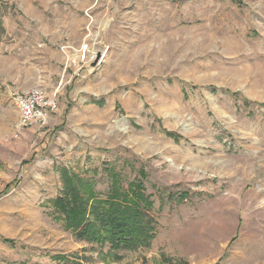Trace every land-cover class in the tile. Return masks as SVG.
Segmentation results:
<instances>
[{
	"label": "rangeland",
	"instance_id": "374dc122",
	"mask_svg": "<svg viewBox=\"0 0 264 264\" xmlns=\"http://www.w3.org/2000/svg\"><path fill=\"white\" fill-rule=\"evenodd\" d=\"M86 43L105 60L76 77L61 47ZM38 78L54 123L16 136L13 95ZM105 165L124 182L144 169L157 221L150 247L118 261L52 208L61 168L104 193ZM162 255L264 264V0H0V264Z\"/></svg>",
	"mask_w": 264,
	"mask_h": 264
},
{
	"label": "trees",
	"instance_id": "16d2710c",
	"mask_svg": "<svg viewBox=\"0 0 264 264\" xmlns=\"http://www.w3.org/2000/svg\"><path fill=\"white\" fill-rule=\"evenodd\" d=\"M107 190L97 193L94 178L59 170L60 191L52 202L54 215L76 241L106 246L114 260L122 252L148 249L155 239L157 221L152 196L147 193L144 169L124 182L121 172L105 165ZM185 197V194H181ZM56 259H60L55 257ZM161 264H188L160 256Z\"/></svg>",
	"mask_w": 264,
	"mask_h": 264
},
{
	"label": "built area",
	"instance_id": "2783aa9c",
	"mask_svg": "<svg viewBox=\"0 0 264 264\" xmlns=\"http://www.w3.org/2000/svg\"><path fill=\"white\" fill-rule=\"evenodd\" d=\"M69 47L62 46L61 51L66 56L64 69L73 68L72 74L81 77L82 72L91 74L98 70L105 60L106 50L93 49L89 44H83L79 49L68 53ZM95 62V65H92ZM13 102L18 112V130H44L48 120L57 110L58 97L49 95L41 87H34L13 95Z\"/></svg>",
	"mask_w": 264,
	"mask_h": 264
},
{
	"label": "crops",
	"instance_id": "0c3cea01",
	"mask_svg": "<svg viewBox=\"0 0 264 264\" xmlns=\"http://www.w3.org/2000/svg\"><path fill=\"white\" fill-rule=\"evenodd\" d=\"M63 69H61V75H62V73H63ZM35 84H36V86L38 87L39 85H41L42 86V88L44 87V88H46L47 86H48V82H47V79L46 78H38L36 81H35ZM58 87H60V85H57ZM54 87H56V85H54ZM57 87V88H58ZM28 90V89H27ZM25 91V90H24ZM20 92H23V91H20ZM49 92V94H52V91H51V89L48 91ZM19 93V92H18ZM61 95V94H60ZM54 120H55V117L53 116V117H51V118H49V121H48V123H49V125L50 124H52V123H54ZM31 131H33V130H31Z\"/></svg>",
	"mask_w": 264,
	"mask_h": 264
},
{
	"label": "water",
	"instance_id": "95a60500",
	"mask_svg": "<svg viewBox=\"0 0 264 264\" xmlns=\"http://www.w3.org/2000/svg\"><path fill=\"white\" fill-rule=\"evenodd\" d=\"M92 65H95V62Z\"/></svg>",
	"mask_w": 264,
	"mask_h": 264
}]
</instances>
